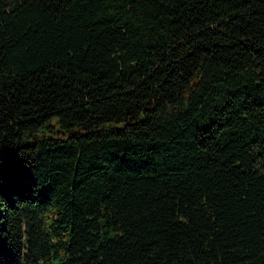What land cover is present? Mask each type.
Listing matches in <instances>:
<instances>
[{"label": "trees", "instance_id": "trees-1", "mask_svg": "<svg viewBox=\"0 0 264 264\" xmlns=\"http://www.w3.org/2000/svg\"><path fill=\"white\" fill-rule=\"evenodd\" d=\"M0 264H264V0H0Z\"/></svg>", "mask_w": 264, "mask_h": 264}]
</instances>
